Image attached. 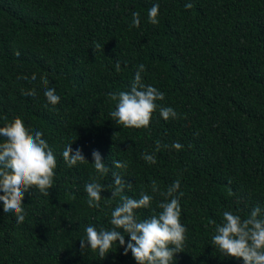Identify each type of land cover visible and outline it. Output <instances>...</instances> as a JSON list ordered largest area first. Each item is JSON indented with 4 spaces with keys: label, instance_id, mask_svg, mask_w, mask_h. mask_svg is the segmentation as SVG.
Wrapping results in <instances>:
<instances>
[{
    "label": "trees",
    "instance_id": "obj_1",
    "mask_svg": "<svg viewBox=\"0 0 264 264\" xmlns=\"http://www.w3.org/2000/svg\"><path fill=\"white\" fill-rule=\"evenodd\" d=\"M155 3L159 23L152 25L147 13ZM140 64L144 83L164 94L158 103L177 119L157 111L147 129L112 121L117 101L109 93L127 91ZM41 78L55 87L57 105L45 106ZM16 117L43 133L57 167L49 196L25 193L23 223L0 203V264H136L116 245L104 259L81 250L84 229L110 228L123 195H152L137 217L157 214L164 197L151 192V182L163 192L177 179L188 231L175 264H243L212 245L211 221L219 224L224 211L247 218L254 206L264 208V0H0V127ZM157 141L183 148L161 147L149 164L141 156ZM70 143L87 163H65ZM94 150L110 169L106 177L95 173ZM112 171L132 185L115 198ZM93 179L105 186L99 208L86 203L84 185Z\"/></svg>",
    "mask_w": 264,
    "mask_h": 264
},
{
    "label": "clouds",
    "instance_id": "obj_2",
    "mask_svg": "<svg viewBox=\"0 0 264 264\" xmlns=\"http://www.w3.org/2000/svg\"><path fill=\"white\" fill-rule=\"evenodd\" d=\"M191 2L185 4L186 9H191ZM159 4H153L147 13L148 22L152 25L159 23ZM132 26L139 27L140 13L134 12ZM95 49H101L96 44ZM16 55H19L17 52ZM116 71L121 70L119 61L115 63ZM145 65L140 64L127 91L109 93L112 101H117L115 110L110 116L116 125L124 128L147 129L150 125L153 113H159L165 121L178 118L177 112L170 106H164L158 102L165 99L164 94L156 87L145 84L142 73ZM35 80L36 76L33 75ZM45 86L44 97L46 107L55 106L60 102L55 87H49L47 78H41ZM25 96L35 97V90H21ZM0 203L4 213L12 212L18 224L25 220V206L22 204L25 193L29 190L38 191L42 196H49V190L53 188L56 157L53 150L43 139V133L39 130L29 132L21 118L16 117L11 122L0 127ZM73 143V142H72ZM72 143L65 146L62 156L65 163L75 166L78 163H87L82 151L78 148L73 153ZM161 147L181 150L183 145L178 141L170 146L156 142L155 151L151 154L143 153L141 158L149 163H156V152ZM92 165L97 176H107L110 169L102 162L98 151L92 152ZM116 169H127V161H112ZM113 190L111 198H115L124 192L125 188H131L126 184L124 177L112 171ZM151 192L159 193L164 199L158 204L160 211L149 218L139 219L137 210L151 207L153 196L141 192L139 198L128 195L121 196V202L111 212L110 228L97 229L94 225H88L85 237L79 240L81 250L89 248L98 252L104 259L112 252L113 245L124 249L123 255L132 254L136 264H175L174 258L183 252L187 240V227L181 223L180 180H175L166 191L161 192L156 181L151 182ZM87 194L89 208H99L100 195L105 191V186L96 179L84 185ZM179 193V195H175ZM214 225L212 245L224 257L242 260L243 264H264V208L254 206L247 218L233 214L232 211H224L222 221ZM123 230V234L121 231ZM125 235L129 238L125 246ZM87 246V247H86Z\"/></svg>",
    "mask_w": 264,
    "mask_h": 264
}]
</instances>
